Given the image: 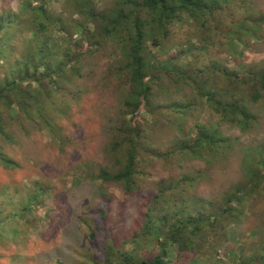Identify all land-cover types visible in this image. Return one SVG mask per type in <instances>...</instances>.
I'll list each match as a JSON object with an SVG mask.
<instances>
[{"label":"rangeland","instance_id":"rangeland-1","mask_svg":"<svg viewBox=\"0 0 264 264\" xmlns=\"http://www.w3.org/2000/svg\"><path fill=\"white\" fill-rule=\"evenodd\" d=\"M96 1L103 5L110 0ZM19 5L20 0H0V15L18 11ZM250 5L264 14V0H250ZM52 7L62 9L60 2ZM226 33H208L195 23L177 24L161 48L149 44L157 62L178 55L175 63L182 70L161 76L167 72L159 69L161 75L151 83V113L140 116V173L130 191L120 183L95 179L103 168H121L110 152L111 130L128 88V80L113 67L119 57L117 44L105 42L97 48L86 58L84 78L65 82L55 94L57 103L67 106L63 117L52 113L57 139L17 108L5 113L12 142L0 139V144L18 167L0 164V264H107L108 253L109 264H118L124 253L149 257L158 250V241L150 233L136 236L161 189L178 184L156 206L166 214H195L201 208L194 204L197 199L212 203L205 204V214L215 215L223 197L244 186L247 167L256 168L264 157V27L259 39L244 43H233ZM187 74L204 94L211 91L224 104L241 101L247 106L254 116L248 128L240 126L239 118L220 114ZM203 134L216 138L215 144L195 153L184 149ZM257 184L246 191L236 223L230 216L218 221L198 264H236L234 254L264 260V180ZM112 247L119 254H112ZM193 260L190 252L172 253V264Z\"/></svg>","mask_w":264,"mask_h":264},{"label":"trees","instance_id":"trees-1","mask_svg":"<svg viewBox=\"0 0 264 264\" xmlns=\"http://www.w3.org/2000/svg\"><path fill=\"white\" fill-rule=\"evenodd\" d=\"M59 2L60 11L52 7V3ZM186 23H195L208 33L212 30L223 34L227 32L233 43H244L259 39L264 27V14L256 13L250 0H110L103 5L96 0H20L18 11H4L0 15V63H3L0 68H4V76L0 78V139L12 142L6 131L5 113L13 108H17L31 124L41 130L46 129L57 139L52 113L63 117L67 106L57 103L55 94L64 88L65 82L84 78L86 58L97 48L105 42L115 43L119 48V57L113 67L119 76L128 80V88L120 101V117L114 121L111 130L113 141L110 152L116 158V166L121 168H103L95 179L120 183L126 191H130L140 173L137 157L144 133L140 116L151 113V83L161 75H158L159 69L167 72L161 76H172L182 70L175 63L178 55L165 63L157 62L149 44L161 48L164 41L171 37L175 25ZM204 42L208 44L206 40ZM187 76L192 81L191 85L200 88L192 75ZM256 78L258 80V76ZM260 79L264 85V74L260 75ZM200 91L210 102L217 104L220 114L239 118V124L244 129L254 119L241 101L224 104V101L216 100L211 91L205 94L202 88ZM254 98L257 100L260 95L256 94ZM215 142L216 138L203 134L193 145L186 144L184 149L195 153ZM122 151L124 154L119 155ZM261 157L256 161V168L247 167L248 181L244 186L240 185L223 197L215 215L210 212L205 214V204L212 206V203H202L197 199L194 204L201 205V208L195 214L188 211L166 214V210L156 206L160 205L162 196L176 189L178 184L161 189L152 200L146 220L136 236L140 239L152 234L158 241V252L143 258L132 253L120 254L118 264H172L174 250L178 251V255L192 253L194 260L190 264H198L202 249L212 242L217 233L218 221L230 216L231 222L236 223L238 216L235 213L247 199L246 191L264 180V157ZM0 164L6 169L18 167L4 153L1 144ZM190 181L194 180L190 178ZM234 203L237 206L234 207ZM179 213L184 215L183 219L178 218ZM109 251L119 254L114 247ZM107 256L110 260L111 254ZM234 259L236 264H264V260H255L250 256L242 258L234 254ZM213 264L226 263L215 260Z\"/></svg>","mask_w":264,"mask_h":264}]
</instances>
